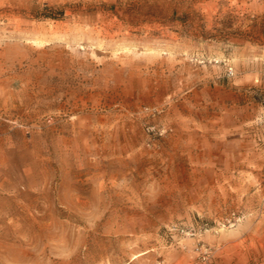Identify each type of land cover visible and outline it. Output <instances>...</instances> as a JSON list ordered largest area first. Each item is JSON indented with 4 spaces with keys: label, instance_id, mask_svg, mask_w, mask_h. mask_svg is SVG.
I'll return each mask as SVG.
<instances>
[{
    "label": "rangeland",
    "instance_id": "1",
    "mask_svg": "<svg viewBox=\"0 0 264 264\" xmlns=\"http://www.w3.org/2000/svg\"><path fill=\"white\" fill-rule=\"evenodd\" d=\"M0 264H264V0H0Z\"/></svg>",
    "mask_w": 264,
    "mask_h": 264
},
{
    "label": "built area",
    "instance_id": "2",
    "mask_svg": "<svg viewBox=\"0 0 264 264\" xmlns=\"http://www.w3.org/2000/svg\"><path fill=\"white\" fill-rule=\"evenodd\" d=\"M228 73L231 74L232 73V70H229Z\"/></svg>",
    "mask_w": 264,
    "mask_h": 264
}]
</instances>
